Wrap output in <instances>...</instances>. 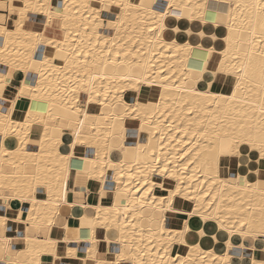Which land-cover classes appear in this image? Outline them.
Segmentation results:
<instances>
[{"label":"snow or ice","instance_id":"6c2138e0","mask_svg":"<svg viewBox=\"0 0 264 264\" xmlns=\"http://www.w3.org/2000/svg\"><path fill=\"white\" fill-rule=\"evenodd\" d=\"M81 238L264 264V0H0V264Z\"/></svg>","mask_w":264,"mask_h":264},{"label":"bare ground","instance_id":"6f19581e","mask_svg":"<svg viewBox=\"0 0 264 264\" xmlns=\"http://www.w3.org/2000/svg\"><path fill=\"white\" fill-rule=\"evenodd\" d=\"M57 2H60V0H57ZM167 55L168 54L165 53V56H167ZM159 63L165 64V66H166V61L165 60H160ZM153 143L155 145H157V151L158 152L161 151V149H159V147H158V142L154 141ZM150 150L151 149H149V151ZM237 175H240V173H237ZM231 194H232L231 191L229 193H226V195H228V196H231ZM240 195H243V193L241 192ZM245 198L246 199L251 198L253 200V203L256 204L257 207H259V204H258L259 193H250L249 197H245ZM226 206H230V205H226ZM69 246L74 248L76 254L73 257L64 256L63 259L66 258V259H69V260H75V261H78L79 264H83L84 259L89 256V253L87 251V247H88L87 241L84 240L83 238H81L79 241H73L71 243V245H69ZM208 251H212V249H208ZM225 251H227L226 248H225ZM217 255H219V252H217ZM21 260L23 262V258H21ZM206 264H211V262L207 261Z\"/></svg>","mask_w":264,"mask_h":264},{"label":"crops","instance_id":"0c3cea01","mask_svg":"<svg viewBox=\"0 0 264 264\" xmlns=\"http://www.w3.org/2000/svg\"><path fill=\"white\" fill-rule=\"evenodd\" d=\"M72 226L75 227V226H77V225H76V224H73ZM64 259H65L66 261L69 260V259H66V258H64ZM72 261H75V260H72Z\"/></svg>","mask_w":264,"mask_h":264}]
</instances>
